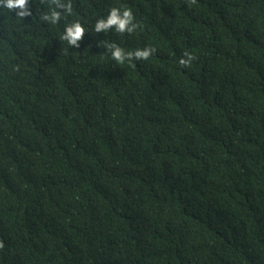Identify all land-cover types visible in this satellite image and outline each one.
Instances as JSON below:
<instances>
[{
  "label": "trees",
  "instance_id": "1",
  "mask_svg": "<svg viewBox=\"0 0 264 264\" xmlns=\"http://www.w3.org/2000/svg\"><path fill=\"white\" fill-rule=\"evenodd\" d=\"M72 4L0 13V264H264V0Z\"/></svg>",
  "mask_w": 264,
  "mask_h": 264
},
{
  "label": "clouds",
  "instance_id": "2",
  "mask_svg": "<svg viewBox=\"0 0 264 264\" xmlns=\"http://www.w3.org/2000/svg\"><path fill=\"white\" fill-rule=\"evenodd\" d=\"M40 5L45 3V0H38ZM196 0H189V4H195ZM48 11H41L39 14V21L47 22L49 25L58 24L61 19L73 14L72 0H47ZM6 10L8 14L14 13L16 21H23L26 18L32 17L33 12L30 8V0H0V13ZM95 32H108L115 30L118 34H132L139 28L141 31L142 26L135 21L134 14L130 8L121 10L119 7H112L106 17L99 18L95 22ZM85 28L81 22L74 21L66 23L63 35L60 37L66 41L68 45L80 47V41L84 37ZM99 46L106 48L107 52L111 54V58L118 64H124L128 61L130 64L133 60L141 61L148 60L156 49L154 47H145L143 49H136L134 51L125 52L118 44L101 41ZM196 57L189 52H185L183 57L179 60V64L185 68L190 67ZM4 244L0 242V249Z\"/></svg>",
  "mask_w": 264,
  "mask_h": 264
}]
</instances>
